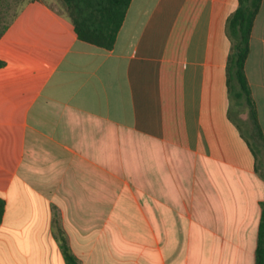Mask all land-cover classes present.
Here are the masks:
<instances>
[{"label": "crops", "instance_id": "crops-1", "mask_svg": "<svg viewBox=\"0 0 264 264\" xmlns=\"http://www.w3.org/2000/svg\"><path fill=\"white\" fill-rule=\"evenodd\" d=\"M237 6L131 0L106 50L59 0H22L0 37V264H67L62 240L76 264H255L263 149L227 88ZM249 47L264 137V0Z\"/></svg>", "mask_w": 264, "mask_h": 264}, {"label": "trees", "instance_id": "trees-1", "mask_svg": "<svg viewBox=\"0 0 264 264\" xmlns=\"http://www.w3.org/2000/svg\"><path fill=\"white\" fill-rule=\"evenodd\" d=\"M71 20L77 37L86 43L111 50L122 26L131 0H59ZM262 0H238L234 13L227 19L226 34L232 43L227 61V88L232 102L244 106L248 112L251 135L262 147V160L257 167L264 176V137L257 120L256 107L245 74L249 55V40ZM5 26L0 24V37ZM257 145V146H258ZM252 147V144H250ZM261 217L258 226L255 264H264V202L260 203ZM4 202L0 200V223ZM63 255L67 264H76L65 240Z\"/></svg>", "mask_w": 264, "mask_h": 264}, {"label": "rangeland", "instance_id": "rangeland-1", "mask_svg": "<svg viewBox=\"0 0 264 264\" xmlns=\"http://www.w3.org/2000/svg\"><path fill=\"white\" fill-rule=\"evenodd\" d=\"M21 2H22V0H8V1L3 2V3L0 4V24L1 25L10 19V17L13 15V13L18 9V7L21 4ZM232 47L233 46H232V43L230 41V52H231V48ZM239 113H242V115H243V117L245 119L243 122H240V125L242 127V130H243L245 136L251 141L252 146L254 147V149L258 150V147H257V145L259 144L258 139L255 137V135H253V134L251 135L247 131V128L250 129V124H249L248 120H246L247 119V110H246V108L244 106H241V107H237L236 106L234 108V117L236 119H239V117H238L240 115Z\"/></svg>", "mask_w": 264, "mask_h": 264}]
</instances>
